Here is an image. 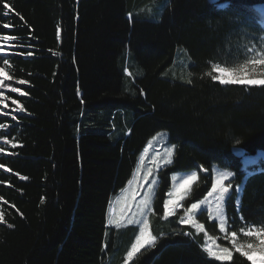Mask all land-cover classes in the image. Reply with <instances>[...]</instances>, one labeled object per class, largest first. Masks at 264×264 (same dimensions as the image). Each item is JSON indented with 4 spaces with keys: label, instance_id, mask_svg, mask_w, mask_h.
<instances>
[{
    "label": "trees",
    "instance_id": "obj_1",
    "mask_svg": "<svg viewBox=\"0 0 264 264\" xmlns=\"http://www.w3.org/2000/svg\"><path fill=\"white\" fill-rule=\"evenodd\" d=\"M7 2L13 11L4 16L0 3V35L17 41L0 54V67L13 76L0 91L25 111L12 112L8 100L3 113L11 115L0 114L8 125L0 129V264H124L130 240L123 246L124 231L108 228L110 204L158 134L174 151L173 163L158 171L150 216L157 244L128 264H250L238 254L210 259L184 235L177 214L160 220L173 174L197 172L185 209L205 198L216 168L232 173L227 232L264 226V161L245 169L233 154L264 151V89L220 85L207 75L214 63L237 67L264 53L255 10L264 0ZM195 219L215 231L204 212Z\"/></svg>",
    "mask_w": 264,
    "mask_h": 264
},
{
    "label": "snow or ice",
    "instance_id": "obj_2",
    "mask_svg": "<svg viewBox=\"0 0 264 264\" xmlns=\"http://www.w3.org/2000/svg\"><path fill=\"white\" fill-rule=\"evenodd\" d=\"M0 3L3 4V8L8 11L4 13V16H8L10 12L13 11L12 6L7 0H0ZM221 7L227 8L228 5H222ZM23 19V17H20ZM129 18H131V13L129 14ZM3 28L8 29L11 26L8 23L2 25ZM17 41V37L10 34L0 35V54H4L6 52V48L12 47L13 42ZM27 56H32V52L21 53ZM3 65L10 66V59L5 57L3 58ZM212 72H216V75H213ZM210 76L212 81H218L221 85H239L245 88H261L264 89V53H260L255 57L246 60L245 62L239 64L237 67H221L220 64L214 63L212 64V71L207 73ZM13 76L6 71L5 67H0V89L5 88L6 81H12ZM191 81H189L190 83ZM20 85H25L28 83L27 80L20 79L17 81ZM11 93H18L20 96H27L28 93L22 91L20 87H11L7 88ZM10 100L11 105L15 107L12 108V112H24L25 108L23 104L18 99H13L12 97L6 95L5 91H0V114L11 115L9 113H3V109H8L9 104L6 102ZM12 120H16L17 117L15 115L11 116ZM8 125L6 123H0V129H6ZM3 142L6 145H11L12 148L17 147V143H15L12 139H8L7 136L3 138ZM5 151L4 148L0 147V153ZM174 146L173 148L167 149L166 157L164 158V166L171 165L173 163ZM4 167L0 165V168ZM10 171V169H7ZM151 169L148 170V175L144 177L145 181H148V176L151 175ZM207 171V169H204ZM230 177H232L231 172H219L212 184L211 191L207 193L209 197L213 196V194H217V202L215 208V216L219 220V230L221 233H226L225 238L229 239L231 242V249L229 247H221L216 244V239L210 237L208 233L205 231V227L203 224L199 223L195 216L197 214V210L201 208V205L204 203L203 200L191 203L190 206H187L184 209V214L179 217L180 224H191L198 233H204L207 240H211L212 243L208 244L207 242L202 245V250L206 253L207 257L210 259H214L216 261H232L233 260V249L235 252L239 253L240 256L246 257L251 264H264V226H247L241 227L240 233L243 234L244 237H254L256 242H238V234L236 231L227 232L226 225L228 221L225 218V211L222 205L226 203L227 199L230 198V190L233 188V185L229 183H225L229 181ZM22 179H27V177H22ZM175 179V177H173ZM198 179L197 173L193 171L190 175L182 178L171 191L167 193L168 199L163 201V216L162 219L167 220L169 217H172L177 214V207H183L180 204L181 201L185 199V194L188 188L192 185L194 181ZM155 183V181H152ZM2 199V198H0ZM134 199V196H133ZM6 203V201H5ZM14 207V206H13ZM128 209H131L132 204H127ZM150 207V197L148 195L145 196V199L140 201L137 205V212H132L131 217L127 219V224L129 225H137L139 227V234L135 237V242L132 243L131 248L127 251L126 256L124 258V264H128L129 261H132L133 258L146 247L155 248L157 244V237L152 234L149 228V220L147 218V212L145 209H149ZM139 215L140 218H136ZM123 215L121 218L112 220L109 219L107 221L108 225H113L117 228L121 226V220L123 219ZM4 213L0 212V222H4ZM243 219V218H242ZM8 227H12L11 224ZM184 235H191V233H184ZM255 253H259L261 256L260 260L253 259V255Z\"/></svg>",
    "mask_w": 264,
    "mask_h": 264
},
{
    "label": "rangeland",
    "instance_id": "obj_3",
    "mask_svg": "<svg viewBox=\"0 0 264 264\" xmlns=\"http://www.w3.org/2000/svg\"><path fill=\"white\" fill-rule=\"evenodd\" d=\"M257 13L261 16L260 24L263 26L264 25V7H256L255 9ZM10 47L6 48L8 50ZM261 53V51H260ZM176 63L179 64L180 69H183L186 67V62L185 59L182 56H177ZM216 72H213V75H216ZM180 75V71H179ZM218 82V81H216ZM219 83V82H218ZM221 85V84H220ZM173 148L172 146L168 145L166 142V137L164 134H158L155 137H153L146 147L144 148L143 153L140 155V158L138 160L137 167L133 173L132 179L128 186L117 196L115 197L111 204H110V210H109V215H108V220H116L121 218L123 215V219L121 220V226L117 228L115 224L113 225H108V228H112L115 230H120L124 231L123 232V238H121V243L123 246L127 245V242L129 241L126 249L124 250L123 257L125 258L127 251L131 248L132 243L135 242V237L136 235L139 234V227L137 225H129L127 224V219L131 217L132 212H137V205L139 204L140 201L145 199V196L148 195L150 197V207L149 209H145L147 212V218L149 220V228L151 224V219L150 216L153 211V201H154V195L156 188L158 186V171L164 167V158L166 157L167 154V149ZM264 161V151L258 152L254 156H242L241 157V164L243 168H249L252 166H258L260 162ZM151 169V175L148 176V181H145L144 177L148 175V170ZM219 172H225L218 170L214 168L211 173H212V180H214L215 176ZM192 171H185V172H178L175 173L171 176L170 178V188L167 191H171L173 187L185 176L190 175ZM197 173V172H196ZM175 177V179H173ZM152 181H155V183H152ZM231 183V177L229 181H226L225 183ZM194 183V182H193ZM192 183V184H193ZM192 186V185H191ZM190 186V187H191ZM190 187L188 188L186 195L188 194ZM211 191V190H210ZM237 194H241L242 188L241 186L237 187L235 189ZM231 192V190H230ZM165 196V199H168V196ZM134 196V199H133ZM204 203L201 205V208L197 210V214L199 212H204L205 215L208 217L209 221L215 222L216 227L215 231L209 232L206 228L205 231L208 233L210 237H213L216 239V244L220 245L221 247H229L231 249V242L230 238L226 239V233H221L219 230V220L215 216V208H216V202H217V194H213V196L209 197L208 195L205 196L204 199H202ZM183 201L180 202L182 204ZM131 203L132 207L131 209H128L127 204ZM224 208V204L222 205ZM184 214V209L182 207H177V225L180 227H185L188 229V233H191V235H186L190 240H195L197 244L200 246L202 249V245H204L206 242L208 244H211V240H207L204 233H198L196 229L191 225V224H180L179 223V217ZM196 214V215H197ZM175 216V215H174ZM136 218H140L139 215ZM170 218V217H169ZM168 218V219H169ZM167 219V220H168ZM167 220H164L161 218L160 222L164 223ZM176 223L175 220L171 222V224ZM170 224V223H169ZM247 227V226H246ZM127 231V232H125ZM151 231V230H150ZM256 242L254 237H244L242 233H238V242L239 243H244V242ZM142 250V249H141ZM233 254H238L239 253L235 252L233 249ZM247 260L246 257H243ZM253 259L255 260H260L261 256L259 253H255L253 255ZM248 261V260H247ZM221 262V261H218ZM227 262V261H225ZM250 264L251 262L248 261Z\"/></svg>",
    "mask_w": 264,
    "mask_h": 264
},
{
    "label": "water",
    "instance_id": "obj_4",
    "mask_svg": "<svg viewBox=\"0 0 264 264\" xmlns=\"http://www.w3.org/2000/svg\"><path fill=\"white\" fill-rule=\"evenodd\" d=\"M207 1L210 5H216V4H219L221 2V0H207ZM233 154L235 157L241 158L243 156V151L235 149L233 151Z\"/></svg>",
    "mask_w": 264,
    "mask_h": 264
},
{
    "label": "clouds",
    "instance_id": "obj_5",
    "mask_svg": "<svg viewBox=\"0 0 264 264\" xmlns=\"http://www.w3.org/2000/svg\"><path fill=\"white\" fill-rule=\"evenodd\" d=\"M12 48H13V46L10 47L8 50H6V52H5L4 54L8 53V51L11 50ZM4 54H2V55H4ZM3 110H4V109H3ZM3 110H2V111H3Z\"/></svg>",
    "mask_w": 264,
    "mask_h": 264
}]
</instances>
